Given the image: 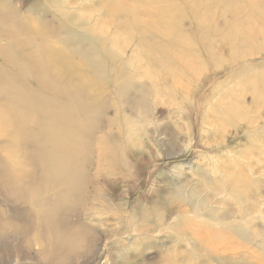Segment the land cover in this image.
<instances>
[{"label":"rangeland","instance_id":"1","mask_svg":"<svg viewBox=\"0 0 264 264\" xmlns=\"http://www.w3.org/2000/svg\"><path fill=\"white\" fill-rule=\"evenodd\" d=\"M5 1L0 116L21 134L0 151V264H248L199 242L264 264V0ZM62 9L85 23L61 27ZM49 47L95 49L96 70L71 60L90 86ZM158 213L178 230L157 232Z\"/></svg>","mask_w":264,"mask_h":264},{"label":"bare ground","instance_id":"2","mask_svg":"<svg viewBox=\"0 0 264 264\" xmlns=\"http://www.w3.org/2000/svg\"><path fill=\"white\" fill-rule=\"evenodd\" d=\"M47 2H49V7H53V8H56L59 4H62L63 2H61L60 0H46ZM77 1V0H76ZM9 2V1H8ZM7 1H5V0H0V19H3L4 17H7L8 16V18L10 17L9 15L12 13V11H11V8H12V6H11V4H9ZM47 2H46V4H47ZM78 2V1H77ZM169 4V3H168ZM39 5H41V4H37V6H39ZM75 5V4H74ZM231 5V4H230ZM47 6H48V4H47ZM67 6V5H66ZM232 6V5H231ZM261 7V6H260ZM262 7H263V5H262ZM178 9V8H177ZM228 9V8H227ZM226 9V10H227ZM264 9V8H263ZM40 10V12H39V14H42V12H44L46 9H39ZM36 11V7L35 6H32V7H30L29 8V12H31V13H33V12H35ZM120 11H121V9H120ZM81 12V11H80ZM83 12V11H82ZM122 12V11H121ZM124 12V11H123ZM261 12V11H260ZM91 14V13H90ZM235 14V13H234ZM258 15L259 16H262L263 15V12H261V13H258ZM61 16L63 17V20L62 21H59V24H60V26L61 27H64V26H68V25H74V24H80V25H82V24H84L85 22H83V21H78L77 19H75V16H73V15H70L68 12H67V10L66 9H62V13H61ZM110 19H112L111 17H109ZM199 18V17H198ZM202 18V17H201ZM7 19V18H6ZM82 20H84V18H82ZM202 21V20H201ZM249 21V20H248ZM1 22V21H0ZM3 22V21H2ZM8 22V21H7ZM11 22H12V20H11ZM18 24H20V25H22L27 31H29V32H31V33H34V34H38L39 32H38V25L33 21V19H31L29 16H27V17H20L19 16V18H17V21H16ZM118 22V21H117ZM116 22V23H117ZM112 24V23H111ZM12 25V24H11ZM11 25H10V27H11ZM108 25V24H107ZM106 25V26H107ZM199 26V25H198ZM13 28H14V25H13ZM12 28V29H13ZM100 28V27H99ZM108 28V27H107ZM109 28H110V26H109ZM11 29V28H10ZM9 29V30H10ZM11 29V30H12ZM101 30V29H100ZM150 30V29H149ZM98 31V30H97ZM104 31V30H103ZM15 32V31H14ZM64 32H67V30H65ZM101 32H102V30H101ZM131 32V31H130ZM150 33H152V32H150ZM130 34V33H129ZM148 34L149 33H147V36H148ZM92 36V37H91ZM91 36H89V37H87L90 41H91V43L94 45L95 43H96V40L93 38V35H91ZM130 36V35H129ZM176 36H178V35H176ZM52 38V37H51ZM36 39V38H35ZM56 39V38H55ZM116 39H117V37H116ZM116 39H115V41H116ZM43 40H44V38H43ZM46 40V39H45ZM37 41V40H36ZM41 41V40H40ZM55 41V40H54ZM173 41V40H172ZM220 41V40H219ZM26 42V41H25ZM61 42V41H60ZM117 42V41H116ZM174 42V41H173ZM54 43V42H53ZM52 43V44H53ZM113 43H115V42H113ZM58 44V43H57ZM114 45V44H113ZM243 45H245V43L244 44H242L241 46H243ZM95 46V45H94ZM15 47V46H14ZM17 47V46H16ZM81 48V47H80ZM76 49L75 48V50H73V51H70V52H64V51H62V50H60L59 48H57V47H49V55L46 57V59L48 60V63L51 65V67L53 68V70H56V71H60V72H62V73H65V75L67 76V74H69V75H71L72 77H73V79H76V82H80V83H78V85H81V86H90V85H88L87 83H86V80L83 82L82 81V79H81V77L84 75V73H83V71L82 70H80V69H77V68H73V66H72V62H71V60L77 55H79V57H81L82 59H83V63H86V69L87 70H96L97 69V66L99 65V64H97L96 62H94V61H91V59H94V58H92V56H91V54H93L94 53V51H95V49H93V52L91 53V52H89V51H87L86 49H83V48H81V49ZM244 50H242V52H243ZM125 53H126V51H125ZM222 53V52H221ZM13 54H14V52H13ZM45 55H47V54H45ZM108 56H110L111 57V55H110V51L108 52V54H107ZM107 55H104V56H102V57H99V58H95V59H108V56ZM217 55H220L219 53H217ZM222 55V54H221ZM166 56V55H165ZM215 56H216V54H215ZM20 57V56H19ZM48 57H49V59H48ZM21 59V58H20ZM73 61V60H72ZM131 62H132V60H131ZM12 63V62H11ZM223 63V62H222ZM41 64V63H40ZM45 64V63H44ZM43 65V64H42ZM151 66H153V65H151ZM38 68V67H37ZM206 68V67H205ZM4 69V68H3ZM41 69V68H40ZM46 69V68H45ZM36 70V69H35ZM24 72H25V70H24ZM26 72H28V71H26ZM46 72V71H45ZM37 73V72H36ZM22 74H24V73H22ZM13 75V74H12ZM39 75H41V73L39 74ZM148 75V74H147ZM38 76V75H37ZM8 77V76H7ZM57 77H59L60 79H62V77H60V76H57ZM148 78H149V75H148ZM219 78V77H218ZM0 79H1V77H0ZM7 79H11V78H7ZM28 79V78H27ZM42 79V78H41ZM40 79V80H41ZM80 79H81V81H80ZM151 78H149L148 80H149V82H151V80H150ZM196 79V78H195ZM216 79V78H215ZM44 80V79H43ZM1 81V80H0ZM29 81V80H28ZM213 81V80H212ZM11 82H12V79H11ZM17 82H18V80H17ZM256 82V81H255ZM41 83V82H40ZM60 84V83H59ZM149 85L151 84V83H148ZM3 87V86H2ZM4 88V87H3ZM7 89H8V87H7ZM148 89V88H147ZM256 89V88H255ZM1 90V89H0ZM155 90V89H154ZM5 91V90H4ZM3 91V92H4ZM85 92V91H84ZM83 92V93H84ZM157 92V91H156ZM15 93H18V91H16ZM65 94V93H64ZM5 96V95H4ZM21 100L23 101V103H24V105L25 104H27L28 103V101L30 102L31 101V96L28 94V93H26V91H21ZM55 96H58V95H55ZM18 97V96H17ZM37 97V96H36ZM224 97V96H223ZM7 98V97H6ZM35 98V97H34ZM152 98H153V96H152ZM42 99H43V97H42ZM1 101V100H0ZM4 103H5V101H3ZM10 103V102H9ZM7 104H8V102H7ZM31 104V103H30ZM52 106V105H51ZM171 106V105H170ZM208 106V105H207ZM1 107V106H0ZM104 107V106H103ZM146 107V106H145ZM144 107V108H145ZM162 107V106H161ZM13 108V107H12ZM163 108V107H162ZM171 108V107H170ZM206 108V107H205ZM1 109H4V108H1ZM7 109V108H6ZM6 109H4V110H6ZM212 109H213V107H212ZM212 111V110H211ZM25 112V111H24ZM155 112V111H154ZM0 114H1V112H0ZM7 114V112L5 113V115ZM15 114V113H14ZM21 114V113H20ZM28 114V113H27ZM7 116V115H6ZM16 116H17V114H16ZM22 116H24V115H22ZM11 117H13V116H11ZM11 117H9V116H7V117H2V116H0V137H6L7 139L6 140H4V143H1V141L2 140H0V151L2 152V154H6L7 156H11L12 154L14 155V153H16V148H15V141L13 140L14 139V137L15 136H17L18 134H21L20 132H16L15 131V126L14 125H12V122H11ZM20 117H21V115H20ZM20 117H19V119H20ZM17 118V117H16ZM24 119V118H23ZM183 119V118H182ZM138 120V119H137ZM176 120H177V118H176ZM13 121V120H12ZM20 121V120H19ZM179 121H180V119H179ZM15 122V121H14ZM182 122V121H181ZM204 122V121H203ZM18 123V122H17ZM16 123V124H17ZM14 124V123H13ZM20 124L22 125V126H24L25 125V121H21L20 122ZM182 124V123H181ZM21 125H19V126H21ZM209 125V124H208ZM207 124H206V126H208ZM18 126V127H19ZM149 126V125H148ZM212 126V125H211ZM243 126V125H242ZM17 127V126H16ZM177 127H179V126H177ZM180 128V127H179ZM34 129V128H33ZM21 130V129H20ZM174 130V129H173ZM28 131V130H27ZM181 131V130H180ZM186 131V130H185ZM193 131V130H192ZM18 133V134H17ZM24 133V132H23ZM28 133V132H27ZM194 133V132H193ZM143 137V136H142ZM188 137V136H187ZM241 137V136H240ZM20 138V137H19ZM202 138V137H201ZM34 140V139H33ZM256 140V139H255ZM32 141V140H31ZM4 144V145H3ZM45 145V144H44ZM47 147V146H46ZM186 148V147H185ZM191 148V147H190ZM179 153V152H178ZM85 159H86V157H85ZM9 160H11V159H9ZM198 165H199V163H198ZM17 166V165H16ZM201 166V165H200ZM44 167V166H43ZM159 167H161V166H159ZM52 168V167H51ZM203 169V168H202ZM52 170H53V168H52ZM201 170V169H200ZM55 171V170H54ZM54 171H53V173H54ZM227 174V173H226ZM206 175V174H205ZM225 175V174H224ZM164 176V175H163ZM169 176V175H168ZM56 177H57V175H56ZM225 177V176H224ZM223 177V178H224ZM207 178V177H206ZM232 178V177H231ZM59 180V179H58ZM227 180H228V182H229V178L227 177ZM166 181V180H165ZM170 181V180H169ZM49 183V182H48ZM65 184H66V181H65ZM210 184H211V182H210ZM209 184V185H210ZM222 184V183H221ZM216 185V184H215ZM224 185V184H223ZM233 185H234V183H233ZM236 185V184H235ZM218 187V186H217ZM232 187V186H231ZM67 188V187H66ZM212 188H213V185H212ZM222 188V187H221ZM223 188H224V186H223ZM222 188V189H223ZM232 189V188H231ZM235 189H236V187H235ZM218 190V189H217ZM65 191H66V189H65ZM236 191V190H235ZM237 193V192H236ZM173 194H175V193H173ZM238 195V194H237ZM236 195V196H237ZM172 196V195H171ZM61 198V197H60ZM170 198V197H169ZM168 198V199H169ZM183 199H185V198H183ZM173 201V200H172ZM144 212V211H143ZM159 214L160 213H158V216H157V219L160 221L159 222V224H160V228L157 230V232H164V231H166L167 232V229H169L168 231L170 232L171 230H175V229H177L178 230V226H179V219H178V216H175L174 217V219H170L169 220V218H161L160 216H159ZM147 215V213H146V211L144 212V213H142V217L143 218H145L144 216H146ZM182 215V214H181ZM261 217H262V215H260ZM203 219V218H202ZM262 219V218H261ZM223 220V219H222ZM129 221V220H128ZM127 221V222H128ZM173 221V222H172ZM197 221V220H196ZM216 223V222H215ZM218 223V222H217ZM217 223H216V226H219V225H217ZM220 223V222H219ZM124 226H127L128 228L129 227H131V229L134 231V232H137V233H139V234H143V233H145V231L147 230V225H138L135 221H134V219H132V220H130L129 221V223H124L123 224ZM219 228H220V226H219ZM187 234H190V235H192L193 233L192 232H190L189 230H187V231H180L178 234H177V236L179 235V236H181V237H183V235H187ZM240 238L241 239H245V238H247L243 233L242 234H240ZM199 242V241H198ZM203 246H204V248H206L207 249V251L206 252H208V250H209V252L210 253H226L227 251H228V254L230 255V256H235V257H237L238 259H239V263H248V264H253V262H250L242 253H240V252H234V250L228 245V244H226V245H221V248H209L208 246H205V245H203L202 243H197L196 245H195V247L194 248H197V249H202L203 248ZM196 256H193L192 254H190L189 255V257L187 258V261H185V263H183V262H181V264H194V263H197L198 262V260H199V258L197 257V258H195ZM255 261V260H254ZM264 261V259L263 260H261V262H263ZM208 264H212V261L210 262V261H208L207 262ZM161 264H180L179 262H178V260L176 259V258H174V257H166V258H164L163 260H162V262H161ZM233 264V263H232ZM255 264V263H254Z\"/></svg>","mask_w":264,"mask_h":264}]
</instances>
